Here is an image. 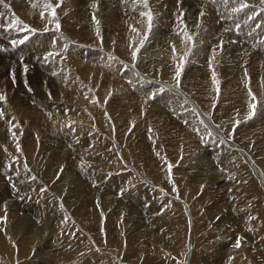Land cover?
<instances>
[{
    "label": "rangeland",
    "instance_id": "rangeland-1",
    "mask_svg": "<svg viewBox=\"0 0 264 264\" xmlns=\"http://www.w3.org/2000/svg\"><path fill=\"white\" fill-rule=\"evenodd\" d=\"M87 1H88V4L90 5L88 7L89 13L88 11L85 13L84 12L82 13L83 9H80L76 13L77 16H75V18L77 17L76 20L79 21V22L77 21V23H74L76 27L73 25L71 27L60 26L59 30H56L55 28V33H56L55 35L53 33L54 30H51V31L47 30L45 31V33H44L45 29L43 31H40L39 33L44 34L42 38L44 40L43 42L45 43L42 42L44 45L40 43L42 46L40 45L39 49H41L40 47H42V49L46 47L45 49H48V50L41 52L42 49L39 51V49L37 48V50L34 51L37 54L34 53V55H32L31 57L26 56L25 58V56L24 57L22 56L24 55L23 53L20 54L21 52L19 48L22 47L23 45L22 43H19L20 40L18 41V39H16L17 37H15L16 35L15 32L17 30L9 31V29L5 27L3 28V26H0V90H2V92L0 91V94H1L0 96L5 97V100H0V102L2 103L1 104L2 109L0 108V110L3 111L4 115L14 109L16 112L18 110L20 112L21 110L25 111L27 114V116L25 115V117H28V120H29V122L24 126V128L26 127V129L23 130V133L22 134L20 132L18 134L16 133V136L19 138L18 143L16 141L15 142L16 144L13 142L9 144L7 142L6 137L0 136V141H1L0 142V208L2 209L0 210V221H1L0 227L2 228V229L0 228V230L4 232V234H2V231H0L1 232L0 240L2 242L0 244V264H6V263L7 264H32L33 261L35 264L37 263L38 264H154V263H151L149 258L151 257L154 259L156 257L155 255H157V257L161 255V257L165 258V262L163 264H168V263L185 264V262L187 261V256H186L187 254H186L185 246L186 245L187 247L189 246V244L188 243L186 244L185 241L186 239L187 241L195 240L194 241V244H195L197 243L196 237L204 238L206 240H211V241H208L207 246H210L212 243L213 247L211 248V250L209 249L207 252L212 253L214 251V253L211 255H207V254L205 255V252L201 251L202 250L201 247H196L197 251H201V252L194 251L195 256L197 255V257L195 256L193 257L194 259L196 258L195 260L191 259L192 264H226V261L230 259L231 255L225 254L223 257H221L218 253L219 249H218L217 242L214 240L213 237H210V232L214 229L215 224H218L221 229L229 231L230 236L229 238H227L228 241L234 240L237 242L238 240L236 238L237 234L235 233L236 231L239 232L237 230L238 228L236 227L238 226L244 229L245 231H247L245 232L243 230V232H239L242 235V238L244 240H245L244 233H248L247 236L249 237H251L250 233H256L255 236L263 244L262 234L264 233V224H263L264 219L261 216V212L264 211V41H261V40H264V33H263L264 26H258L259 29L253 26L247 27L246 26L247 24L243 25L242 21L247 20L249 16L253 17L257 21L261 20L262 18L264 19V14H263L264 13V2H260V0H248L247 5H249L253 9L244 10V12L239 11L240 13L232 11L234 8H236V5L234 7L230 6L231 7L229 8L230 10L228 8L224 9L223 7L217 10L216 8L214 9L212 7L211 9L207 10V7H204V5L201 4L202 5L201 10H202V13L203 11L204 13L203 15H200V14L198 15V13L196 12L192 13V12H186L180 9H173L171 8L172 5L170 3L164 4L162 6L163 9L162 8L159 9L158 4L160 2L163 3L164 0H151V2L157 1V3L154 4L156 5L154 7L155 9L153 8L151 11V12L154 11L152 13L151 27H149V21L146 16L145 17L146 22H147L146 26L136 25V28H138V30L139 29H142V30H140V34L137 37H135L133 36V34L131 35L132 33L131 28L127 27L128 25H124V26L122 25V22L123 23L124 21L126 22L128 15H127V11L125 10V7L121 8L117 4L120 0H115V1L113 0H87ZM195 1L196 2L201 1L203 3L206 2V0H195ZM179 2L183 3L184 0H176V3H179ZM111 4L113 6H111ZM2 5L4 6L6 4L3 3ZM116 5L117 7H115ZM166 5L170 7L167 9L165 8ZM7 8L8 7H6V9ZM109 8H111L110 10H112L111 11L112 13L109 12ZM261 10L263 11L261 12ZM31 11H34V10L30 9L28 11L30 14H28L27 12L26 14L27 16L25 15L26 19L27 18L29 19L35 13V11L34 12H31ZM228 11H230L231 14H229ZM121 12H122V15H121ZM245 12H246V15H245ZM217 13H220L219 16ZM241 13L243 14L241 15ZM253 13L260 16L259 19H258V16L254 15ZM90 14L93 16L91 17ZM243 15L245 17H243ZM84 16L88 18L86 19ZM109 16L111 18H109ZM142 16H145V15H142ZM207 16L209 17L210 21L207 19L208 21L205 22L206 20H203V18H207ZM233 16L235 19H233ZM238 16L239 18L241 17L240 18L241 23L239 21ZM58 17H60L61 19L66 18L64 13H62V17L59 15ZM93 17L94 19H92ZM129 17L132 18L133 16L129 15ZM176 17L177 18L179 17L180 19L179 18L177 19ZM89 18H91L92 20ZM195 18H196V21H195ZM236 18H237V21H236ZM182 19L184 22L182 21ZM225 19H228V20L226 21ZM228 21L229 22L232 21L233 24L229 23ZM104 22L106 26L103 25ZM225 22L227 24H225ZM161 23L163 25H161ZM212 23L215 25H212ZM135 24H137L136 21H135ZM172 24L173 26H170ZM209 24L210 26H208ZM230 24H232L233 27H231ZM235 24L237 25L240 24L239 28H237V25ZM20 25L22 24H19V26ZM109 25L113 29H111ZM199 26H201L202 28L200 27L201 28L200 29ZM243 26H246V28L245 27L243 28ZM114 27L117 29H115ZM51 28L53 29L54 27H51ZM81 28L83 29L85 33L81 30ZM104 28L106 29L104 30ZM223 28L229 29V31H225V30L223 31ZM237 29L238 30L242 29L238 33L240 34L242 31L244 35L242 33H241L242 35H239L236 32L238 31ZM251 29H252V32L250 31ZM200 30H202L203 32H201ZM204 30L206 32H204ZM86 31L91 36L87 35L88 33ZM96 31L98 32L96 33ZM126 31H129L130 34ZM176 31L179 34H177ZM248 31L251 33H248ZM26 32L29 33V31H26ZM195 32L200 33L198 36H202L201 37L202 39L201 38L198 39L199 37L196 36ZM253 32L256 35L253 34ZM259 32L263 34L261 35L262 37H260ZM20 33L23 34L24 31L21 30ZM66 33L68 35H66ZM5 34H9V36H5ZM170 35H173V36H170ZM179 35L184 39H182ZM189 35L192 37V40L187 39V36ZM206 35H207V38H205ZM214 35L218 38H216ZM250 35H253V38ZM86 36L89 39V41H91L90 44L93 45L91 47V51L93 53H87V54L84 53L86 52V49H87V43H89L87 39H85ZM12 37H14L13 38L14 40L12 39ZM69 37L72 38L73 44L71 42V38ZM248 37L249 38L251 37V39H249ZM36 38L37 37L33 36L32 39L29 41V44L27 45H30L34 47V49H36L35 47L37 46ZM45 38L48 40H45ZM50 38L52 39V43L50 41L51 40ZM53 38L56 40H53ZM92 38H95V39L92 40ZM99 38H101V40ZM80 39H84V40L80 41ZM15 40L17 43L13 45L12 42ZM132 40L133 41L135 40L134 42L136 44L134 42L132 43ZM183 40H185V44L182 43ZM257 40L261 43V45L258 44L259 42ZM57 41L59 43H57ZM141 41H143L142 45L140 43ZM192 41L193 42L195 41V42L193 43ZM221 41H223L222 47H220ZM81 42H83V44L85 43L86 44L83 45ZM94 42L96 44H93ZM100 42L103 46L101 47V49H100V45L98 46V43L100 44ZM169 43L171 46L169 45ZM75 44L78 46V48L77 46L75 47ZM64 45L65 47H67L68 50L64 51L65 50L63 49ZM94 45H97L98 47ZM173 45L175 46V52H173ZM198 45H200V47ZM216 45H218L219 47H217ZM160 46L162 47L160 48ZM206 46L208 49L206 48ZM243 46L244 48L246 47L245 50L243 49ZM251 46L253 47V49ZM132 47L135 49H133ZM195 47L198 50L199 49L200 50L195 51ZM137 48L139 49V52H137V57H136L137 59H133L132 52L135 51ZM147 48L150 50H148ZM204 48L206 49L204 50ZM249 48H250V51H249ZM145 49H147L149 53ZM215 49L218 51H216ZM58 50L60 51L58 52ZM122 50H124V52ZM206 50L208 51L206 52ZM140 51H143V52H140ZM150 51L152 52V55ZM189 51L190 52L192 51L191 52L192 55L190 54ZM47 52L48 53L51 52L53 53V55L50 57H48L49 55L45 56ZM62 52H64L65 54ZM162 52H164L163 55H162ZM186 52L188 53V55L184 57ZM56 53H59V55H56ZM102 53L104 54L102 55ZM251 53H253L252 56L250 55ZM27 54H29V52ZM105 54L108 55V57L111 58L113 61L115 59V62H112V60L106 57ZM244 54L245 55L247 54V56H244ZM153 55L155 57H153ZM207 55H211V56H207ZM219 55H221L223 59H221L222 57L221 56L219 57ZM78 56L79 57L83 56L81 57L83 59L79 58ZM196 56L199 59H197ZM243 56L245 57V62H244ZM249 56L251 57L249 58ZM52 57L53 59L55 58V60H53ZM66 57H69L71 59L68 60ZM72 57L74 58V60ZM76 57L78 59L77 62L80 64L79 66H77L78 63L76 62V59H75ZM94 57H99V59L98 58L96 59ZM173 57H175L176 60ZM211 57H213V60H211L212 59ZM106 58L109 59V61ZM182 58L184 60V65H183V69L181 71L180 77L177 78L175 76V73L177 71L176 65L180 63ZM208 58H211V59H208ZM130 59H133V60H130ZM189 59H192V60L190 61ZM193 59L195 60L194 63H192ZM80 60H82V62L85 61L83 62L84 64L80 62ZM96 60H97V63H94ZM98 60H100L102 67H100V62ZM238 60L240 61V64ZM37 61L40 62V65L37 64L39 63ZM168 61L171 62V64ZM56 62L60 64L61 69ZM102 62L103 63L107 62V63L105 65V64H102ZM199 62H202V63H199ZM55 63L57 64L56 66L54 65ZM93 63L96 65H94ZM215 63L218 64L219 66L216 65ZM69 64L71 65L68 66ZM110 64H113V65H110ZM45 65L47 66L48 69L43 68V67H46ZM82 65L85 67H88V69L83 67ZM50 66H53V67L50 68ZM54 66L56 68H54ZM81 66L83 67V70ZM221 66H222V68H220L221 70L217 69ZM140 67H142L143 69H141ZM210 67H212L213 69L215 68L216 69L213 70ZM208 68H210V70H208ZM185 69H187V71ZM80 70L86 71L85 73L87 75L90 74L92 78L90 75L87 76L85 75V73L83 74V72L82 73L79 72ZM109 70L114 71V73L109 72ZM131 70L134 71V73ZM216 70L218 71L215 72ZM122 71L124 74L122 73ZM172 71H175V72L173 73ZM209 73L212 75H215V81L214 79H212L213 76L210 75ZM89 76L90 78H87ZM116 76H118V78ZM59 77L61 79H59ZM126 77H127V80L129 79V85L127 84L128 81L126 80ZM139 77L141 78L139 79L141 82L138 80ZM64 78L66 79V81ZM130 78H133V79L130 80ZM110 79L113 81H111ZM61 80H64V81H61ZM117 80L121 81L120 84ZM124 80H126V82ZM148 80L150 82H148ZM177 80H179L178 86H177ZM122 81H124L125 83ZM138 81L140 84L136 83ZM144 81H147L148 83ZM130 82H133V83L131 84ZM74 83L80 88L75 86ZM123 84H125L126 87ZM96 85H99V86H96ZM107 85L109 86L107 87ZM74 86L76 87V89ZM110 86H112L114 90ZM172 86H174V88ZM124 87L125 88L128 87L129 89L127 90L129 91H127ZM157 87L159 88L163 87L166 90L160 93L158 92ZM106 88H108V90L111 88L112 91H110L107 94L106 92H108V90ZM116 88L119 90V92H117ZM178 88L181 90H179ZM79 89L81 90L83 89V91H80ZM140 89L141 91H139ZM153 89L156 90L157 92L154 91ZM168 89H170L169 93H168ZM172 89H174V91L176 89L177 92L176 91L174 92ZM88 90H89V93H88ZM136 90L138 91L136 92ZM78 91L81 93H79ZM98 91L100 92V94ZM113 91H115V93ZM120 91L122 92L126 91V92L123 93L124 95H122ZM130 91L132 92L131 96L129 93ZM152 91L156 92L157 96L155 97V99H148L149 95L153 93ZM76 92L77 94L79 93L81 97L78 96L79 94L77 95ZM2 93H5V94H2ZM74 93L76 94V96L74 95ZM117 93H118V96H116ZM176 93H177V96L179 94L178 97L175 95ZM183 94L186 96H184ZM253 95L255 96V100H253ZM101 96H103V98ZM173 96L176 98H174ZM117 97H123V99L117 98ZM168 97L171 100H167L169 99ZM179 97L181 98L182 101H183L182 97H184L183 108H181L182 101L180 100ZM157 98L159 101L162 98L161 101L163 103L161 101H160L161 103L158 102ZM238 100L240 101V103ZM125 102H127L128 104L132 103V107L128 106L129 110L127 109V106L125 105ZM5 103L7 104L5 105ZM253 103L256 104V107L254 109V115L252 114L253 109L251 108V105ZM88 104L90 106H88ZM109 104H111L112 106L110 105L111 107L106 109L107 108L106 106H109ZM161 104L163 107L161 106ZM185 104L190 105V106L187 107V105ZM20 105L25 110H23L22 108H19L21 107ZM136 106H137V109L135 108ZM173 107H175L176 109ZM78 108H80V110H78ZM54 109L56 110L54 111ZM71 110L75 111V115H73L74 113H72ZM175 113L177 116H175ZM81 115L83 117H81ZM193 115H195L196 117L200 116L198 117L199 120L196 117L193 118ZM60 116L63 117L62 120L60 119L61 118ZM68 116L70 118L72 117L71 120H69L70 118ZM14 117L17 120L19 119L17 114H14ZM153 118L156 120L154 121ZM48 119H51L52 122H50L51 120L49 121ZM75 120L79 121L80 123L79 122L78 123L83 126H80L79 124H77ZM65 121L66 123H64ZM72 121H75V122H72ZM151 121L152 122L154 121L155 123L153 122V124H151L152 123ZM55 122H57V124ZM74 123L75 125H73ZM33 124L34 126H32ZM86 124H88L89 126L87 125L88 126L87 127ZM193 125L194 126L198 125L200 128L199 129L200 131L198 132L197 126L193 127ZM201 125L203 127H201ZM149 126H151V128ZM191 126L193 127L192 129H190ZM77 127H79L80 130L83 129L82 127H85V129H83V131H80V130L78 131ZM154 129L158 131L156 130L154 131ZM67 131H69L68 132L69 137L67 133H65ZM153 131L155 133L157 132V134H155ZM76 132L77 133L84 132L82 133L81 135L82 137L80 139L84 137L82 139L83 144H85L84 142H87L89 140L87 142L88 144H85V145H88L89 147L94 148V146L97 145L99 148L95 146L96 152L88 151L85 148V146H83L82 148H76L78 152L76 150L73 151V149L71 148L73 144L71 145V143L74 138L78 137V134ZM148 133H151L150 135H153V137L150 138V136H148ZM29 134H32V135L29 136ZM158 135L160 136V138ZM243 136L245 137V139ZM80 139H77V140H80ZM136 139L139 141H137ZM97 142H99V144H96ZM103 142H106L107 144ZM92 143L94 146L92 145ZM52 147H55L56 150L55 149L54 150L57 153L60 151V153H58L55 157H57L61 153L67 152L66 155L64 153L65 155V156L63 155L64 158H61L60 160L57 158V160L61 161L60 162L61 165L59 163H55V158H52L53 163H55V164H52L51 159H48L45 157L46 154L49 155L50 150L48 152V149H53ZM221 147L224 150H221ZM61 149L63 152L61 151ZM16 150L18 153L16 152ZM229 155L230 156L232 155V157H230ZM12 156H15V157H12ZM32 156L34 157L41 156L40 158L44 162L43 166L45 167L43 169V173L41 170L42 169L41 165L35 159L32 163L28 159V158H32ZM211 157L213 159H211ZM222 157L224 159H222ZM215 158L217 159V163L218 164L220 163L219 165L217 163L216 164L214 163L216 161L214 160ZM47 159L49 163L47 162ZM14 160H17V162L15 161V164H14ZM219 160H222L224 163ZM225 160L228 162H225ZM225 163H226V167H225ZM169 166H171V172L169 171ZM233 166L235 168L229 169L230 167H233ZM220 167H221L220 172L212 173L213 171L212 169H216L217 171H219L218 168ZM209 169L210 171H208ZM226 169H228V171L225 173H222V171ZM250 171L252 172L255 171L254 172L255 176L259 174L260 176V177L258 176L259 181L263 183V187H262L263 189H261L257 185L255 178L252 180V175ZM181 172L182 173L185 172V173L182 174ZM228 172L233 173L235 176H237L236 178H234L235 183H233L231 179H228L227 177ZM243 174L247 181V188L244 185ZM33 177H35V179H33ZM20 178H22L23 183L26 185L21 184L20 187L19 185L17 186L16 181H18L19 183L21 181V180L19 181ZM25 179L26 180L28 179V180L26 181ZM77 182L80 183V185H84V187L86 186L85 189L84 187H82L84 190L82 191L83 192L82 198L87 200V201L86 200L84 201V204H82L83 201L81 199H76V198L73 199L71 195L61 194V193L60 195L63 197H60V195H58L59 193H57V192H60L58 191L59 190L58 187L69 186L70 188H75ZM215 182L218 184H216ZM188 183L191 186V188L195 191V192H192L195 194L192 195L191 198L194 199V201L196 200V204H199V205H195V204H192L191 202H188L189 198L187 197L188 196L187 193L190 191ZM203 183H206V184H203ZM37 184L39 185L40 188L38 187ZM30 185H34V186L31 187ZM218 185L220 187L222 186L221 190H219L220 187ZM235 185L236 186L238 185V186L235 187ZM128 187L130 190L128 189ZM208 187L210 188L208 189ZM31 188L37 189L39 190V192L43 191L42 193L46 192L45 194H48L47 198L52 196V198L51 199L49 198V199L52 202L54 201V203L57 201V204L55 203V205L57 206H58V203L60 204L61 200H62L61 203L63 202L61 205L58 206V208H55L54 212L56 213L51 212L50 214L51 218H52V213L55 215L53 216L55 218L51 219L49 218L50 217L49 215L48 217L49 225L47 223L45 228L40 229V231L38 232L40 236L37 235L38 233L34 234L33 230L27 231L26 229H23L21 226L24 224V221H27V223H30L33 226H38L40 219H41V214L38 213V209L42 207L46 209L47 211H50V209H52L53 207L46 205L47 202H49L48 200L45 201V203L42 205L41 203L39 205L36 202L30 203L28 201L29 202L28 203L27 200L24 199L25 198L24 190L26 189L31 190ZM54 188H55V191H54ZM88 189L90 190V192L95 191L97 196L98 194H102V199H99V200H103L104 203L106 202L105 204L108 205V207L105 205L107 209L103 205V201L98 200V197H96L95 199V197L90 198L91 197L90 196L88 200L87 194L88 195L90 194L89 192H87ZM18 191L21 192V195L20 193L18 195ZM118 191L120 192L118 193ZM233 191H234V194H232ZM239 192H241V194ZM196 194H200V195H196ZM228 194H231V196L234 195L235 198H233L232 200L234 202H236L237 200V204H234L232 200H231L232 204H229L227 200L219 198L220 196L221 197L226 196L227 198H229L227 196ZM195 195L197 196L196 199H195ZM38 198L39 197H37V200H39ZM99 198H101V195H99ZM198 198H201V200L205 198L206 200L203 201L204 200L203 199L202 202L199 203L197 201ZM91 199L94 200V203ZM171 202L172 203L174 202L173 205ZM98 203L101 205H99ZM84 205H86V207ZM159 205H160V209H162L161 207H164L163 208L164 210L170 209L168 211L172 215L173 213L176 212L175 218L177 220H180L182 222L186 221L184 222V225L187 228H184V227H183L184 229L182 228L184 230L182 234L183 235L182 237H184L183 238L184 242L181 246L179 245L176 246L175 244H173V247L165 246V244L171 245L172 239H170L171 237H167V236L166 238H164V234H161V231L159 235L156 237H153L154 234H152L149 231H148L149 234L147 233L148 226L146 223V220H147L146 215L150 214L151 217H153L154 216L153 208ZM75 206H77L76 207L77 211H79L81 214L85 212L83 213L82 217H77L76 215H74L76 213ZM179 206H182V207H179ZM193 206L194 208L192 211L191 207ZM89 207H91V209L94 208L97 210L99 207L100 208L99 210H101V208L102 210L101 211L96 210L97 214L99 213L97 215L95 210L93 209L94 212L91 214L92 210ZM170 207H173V208H170ZM218 207L220 208L221 213L218 215H214V213L218 212L217 211ZM59 208H63L64 212H62L61 209ZM236 209L237 211L238 210L239 211L236 212L235 211ZM90 210L91 212H89ZM181 210L184 213V215H186V217L188 216L187 218L183 216V213H180ZM188 211L190 212L191 215L193 214V212L194 214L196 212L201 213L199 216V220H196L195 222V225L201 224V229H199V231L197 232L193 230V236H191L192 234L191 229L193 226L189 219L190 214L189 213L188 215L185 214ZM242 211H244L245 215L244 213L242 215ZM57 213L63 214V215L60 214L62 215L61 219H60V215H58ZM80 213L78 214V216L81 215ZM64 217L65 219L63 220ZM195 217H196V214H195ZM245 218L246 220H249L248 224L243 223ZM238 219H241L243 222ZM6 220H7V223H5ZM12 220L18 223L17 224L18 227H16L17 229L11 225L13 223ZM227 220H230V223L235 225L233 226L234 227L233 229L235 231H232L227 228L230 225V223L225 224V221ZM9 221L11 224L9 223ZM28 221H31V222H28ZM6 225L8 227H6ZM190 225H191V229H190ZM19 227L22 230L19 229ZM158 230L159 229H154V231L156 232H159ZM160 230H162V227ZM179 230L180 229L177 228V231ZM24 231L26 232L24 233ZM194 232L196 234H194ZM217 236L216 237L218 239H222V237L219 234ZM252 237H254V235H252ZM149 247L152 250L156 249L158 251L152 252L150 253V255L146 254L145 251ZM245 248L248 250L246 246ZM192 249L194 248L191 247L189 249L188 247V250L192 251ZM57 251L63 252V254L60 253V255H63L64 257L58 260H55L54 257H57L56 255V253H58ZM248 252L249 254H251L249 250ZM7 253L10 254V257H9V254ZM260 253H261V250L259 246L258 255ZM145 255H147L146 259H145ZM253 256L251 254L253 264H255V262L256 264H264V257L263 259H260L255 254ZM171 261L173 263H171ZM199 261H201V263Z\"/></svg>",
    "mask_w": 264,
    "mask_h": 264
},
{
    "label": "bare ground",
    "instance_id": "bare-ground-1",
    "mask_svg": "<svg viewBox=\"0 0 264 264\" xmlns=\"http://www.w3.org/2000/svg\"><path fill=\"white\" fill-rule=\"evenodd\" d=\"M113 1H115V0H113ZM151 0H148V7L147 8H145V6L143 5V3H142V0H120L117 4L121 7V8H124L125 7V10L127 11V15H128V17H127V20H126V22L124 21V23L122 22V25L124 26V25H128L127 27H129V28H131V35L133 34V36H135V37H137L139 34H140V30H142V29H139L138 30V28H136V25H143V26H146V24H147V22H146V16H142V13H144V12H147V10L148 9H150L151 11H152V9L156 6V5H154V4H156L157 3V1L156 2H151ZM260 2H264V0H260ZM3 3L4 4H6V5H8V8L6 9V7H4L2 4H0V26H3V28L5 27V28H7V29H9L8 28V25L10 24V23H12V24H15V27H13V28H11V29H9V31H14V30H17L16 32H18V33H16L15 32V37H17L16 39H18V41L19 40H23L24 39V37L25 36H28V39L27 40H25V42L26 43H22V47H20L19 48V50H20V54H24V55H22L23 57L25 56V58H26V56L28 57V56H32V55H34V53H36V52H34L35 50H37V48L39 49V46L41 45L40 43H42L44 40H43V36H44V34H42V33H39L40 31H43L44 29H48L49 31H51V30H54V35L56 34L55 33V28H56V23H55V21L53 20V18H52V16H51V9L50 8H48L47 6H45V5H47L48 3H51L54 7H55V11H56V15H57V18H58V21H59V24H60V26H68V27H71L72 25L73 26H75L74 25V23H77V21L78 20H76V18H75V16H77L76 15V13L80 10V9H83V11H82V13L84 12H87L88 10H89V4H88V1L87 0H3ZM166 3H170L172 6H171V8H173V9H180V10H183V11H186V12H196V13H198V15L200 14L201 15V13H202V5L201 4H203L204 5V7H207V10H209V9H211L212 7L215 9L216 8V10L217 9H221L222 7L225 9V8H231V7H234L235 5H236V8H239L240 7V5H241V3H244V4H247L248 3V0H227V2L225 3V0H206V2H196L195 0H187V1H185L184 0V2L183 3H181V2H179V3H176V0H164V2L162 3V2H160L157 6H158V8L159 9H161L162 8V6L164 5V4H166ZM154 5V6H153ZM93 6V5H92ZM91 6V7H92ZM108 6V5H107ZM111 6H113L112 4H111ZM231 6V7H230ZM115 7H117V5L115 6ZM170 7V6H169ZM167 5L165 6V8H169ZM93 8V7H92ZM92 8H91V10H92ZM95 8V7H94ZM34 10L35 11V13L28 19H26L25 17L27 16L26 14H27V12L29 11V10ZM111 8H109V12H111L112 10H110ZM155 9V8H154ZM163 9V8H162ZM253 8L252 7H250L249 5H248V7L247 8H244V9H242L241 10V12L243 11L244 12V10H252ZM108 10V9H107ZM206 10V9H205ZM230 10V9H229ZM34 11H31V12H34ZM61 11V12H60ZM174 11V10H173ZM219 11V10H218ZM221 11V10H220ZM254 11H255V9H254ZM263 10H261V12H262ZM61 13V14H59V13ZM81 12V11H80ZM154 12V11H153ZM153 12H151V13H153ZM165 12V11H164ZM177 12V11H176ZM176 12H175V14H176ZM222 12V11H221ZM225 12V11H224ZM251 12V11H250ZM41 13H43V17L41 16ZM62 13H64V15H65V19H61L60 17H58V15L59 16H61L62 17ZM81 13V14H82ZM88 13H89V11H88ZM112 13V12H111ZM167 13V12H166ZM180 13V12H179ZM203 13H204V11H203ZM211 13V12H210ZM212 13H214V12H212ZM226 13H227V11H226ZM228 13L229 14H231V12L230 11H228ZM240 13V12H239ZM247 13H249V12H247ZM28 14H30L29 12H28ZM32 14V13H31ZM79 14V13H78ZM98 14V13H97ZM183 14V13H182ZM184 14H186V13H184ZM208 14V13H207ZM216 14V13H215ZM218 14V16H219V14L220 13H217ZM234 14V13H233ZM243 13H241V15H242ZM254 14V13H253ZM264 14V13H263ZM26 15V16H25ZM80 15V14H79ZM84 15H86V14H84ZM121 15H122V12H121ZM129 15L130 16H133L132 18L131 17H129ZM191 15V14H190ZM194 15V14H193ZM209 15V14H208ZM221 15H222V13H221ZM226 15V14H225ZM245 15H246V12H245ZM254 15H257V14H254ZM88 16V15H87ZM90 16L92 17L93 15H91L90 14ZM115 16V15H114ZM119 16V15H118ZM138 16H140V17H138ZM159 16V15H158ZM170 16V15H169ZM210 16V15H209ZM213 16H215V15H213ZM230 16H232V15H230ZM235 16V15H234ZM234 16H233V19H235L234 18ZM248 16V15H247ZM252 16V15H251ZM258 16V15H257ZM85 17V16H84ZM95 17V16H94ZM94 17L92 18V19H94ZM100 17V16H99ZM172 17V16H171ZM184 17V16H183ZM199 17V16H198ZM229 17V16H228ZM237 17V16H236ZM243 17H245L244 15H243ZM259 17L260 16H258V19H259ZM82 18H83V16H82ZM86 18V17H85ZM88 18V17H87ZM86 18V19H87ZM109 18H111L110 16H109ZM122 18V17H121ZM177 18V17H176ZM179 18V17H178ZM177 18V19H178ZM197 18V17H196ZM196 18H195V21H196ZM201 18V17H200ZM203 18V17H202ZM215 18V17H214ZM225 18V17H224ZM227 18V17H226ZM230 18V17H229ZM228 18V19H229ZM238 18H239V16H238ZM241 18V17H240ZM240 18H239V21H240V23H241V20H240ZM256 18V17H255ZM89 19H91V18H89ZM91 19V20H92ZM96 19V18H95ZM113 19H115V18H113ZM180 19V18H179ZM191 19V18H190ZM193 19V18H192ZM209 20V17L207 16V18H203V20H206L205 22H207L208 20ZM228 19H225L226 21L228 20ZM80 20V19H79ZM91 20H90V22H91ZM97 20V19H96ZM169 20V19H168ZM172 20H174V19H172ZM187 20V19H186ZM212 20H214V19H212ZM219 20V19H218ZM222 20V19H221ZM17 21H20V23H17ZM49 21H52L51 23L49 22ZM93 21H95V20H93ZM107 21V20H106ZM119 21V20H118ZM121 21V20H120ZM122 21H123V19H122ZM135 21L137 22V24H135ZM174 21H176V20H174ZM178 21V20H177ZM180 21V20H179ZM182 21H183V19H182ZM210 21V20H209ZM223 21V20H222ZM235 21V20H234ZM233 21V22H234ZM236 21H237V18H236ZM79 22V21H78ZM81 22H83V21H81ZM110 22V21H109ZM108 22V23H109ZM115 22V21H114ZM184 22V21H183ZM205 22H204V24H205ZM214 22V21H213ZM217 22V21H216ZM219 22V21H218ZM229 22V21H228ZM243 22V25L244 24H247L246 26L247 27H249V26H253V27H257L258 29H259V27L258 26H264V19L262 18L261 20H256V19H254L253 17H250L249 16V18L247 19V20H245V21H242ZM86 23V22H85ZM88 23V22H87ZM116 23V22H115ZM118 23V22H117ZM120 23V22H119ZM174 23V22H173ZM177 23V22H176ZM187 23V22H186ZM197 23V22H196ZM229 23H232V21L231 22H229ZM239 23V22H238ZM19 24H22V25H20L19 26ZM94 24V23H93ZM107 24V23H106ZM165 24V23H164ZM195 24V23H194ZM200 24V23H199ZM207 24V23H206ZM225 24H227L226 22H225ZM233 24V23H232ZM232 24H230V26L231 27H233L232 26ZM98 25V24H97ZM103 25H105V22H104V24ZM161 25H163L162 23H161ZM175 25V24H174ZM183 25V24H182ZM212 25H215V24H213L212 23ZM218 25V24H217ZM235 25H237V24H235ZM240 25V24H239ZM79 26H81V25H79ZM90 26V25H89ZM94 26V25H93ZM106 26V25H105ZM110 26V25H109ZM159 26V25H158ZM170 26H173V24L172 25H170ZM176 26V25H175ZM207 26V25H206ZM208 26H210V24L208 25ZM225 26V25H224ZM228 26V25H227ZM246 26H243V28L245 27L246 28ZM19 27V28H18ZM51 27H54L53 29L51 28ZM76 27V26H75ZM86 27H88V26H86ZM92 27V26H91ZM101 27V26H100ZM111 27V26H110ZM120 27H122V26H120ZM119 27V28H120ZM126 27V26H125ZM156 27V26H155ZM194 27H196V26H194ZM201 26H199V28H200ZM205 27V26H204ZM214 27V26H213ZM220 27V26H219ZM235 27V26H234ZM22 28H24L25 30H23L24 31V33L23 34H21L20 32H21V29ZM73 28V27H72ZM84 28V27H83ZM93 28V27H92ZM91 28V29H92ZM115 28V27H114ZM171 28V27H170ZM202 28V27H201ZM200 28V29H201ZM206 28V27H205ZM225 28V27H224ZM223 28V31L225 30ZM252 28V27H251ZM20 29V30H19ZM32 29H35L36 31L35 32H33L32 31ZM76 29H78V28H76ZM85 29V28H84ZM106 28H104V30H105ZM111 29H113L112 27H111ZM115 29H117V28H115ZM122 29V28H121ZM175 29V28H174ZM179 29V28H178ZM204 29V28H203ZM208 29V28H207ZM235 29V28H234ZM258 29H257V31H258ZM64 30V29H63ZM81 30L83 31V29L81 28ZM86 30V29H85ZM94 30V29H93ZM96 30V29H95ZM98 30V29H97ZM103 30V31H104ZM124 30V29H123ZM122 30V31H123ZM129 30V29H128ZM214 30V29H213ZM219 30V29H218ZM238 30V29H237ZM240 30H242V29H239L238 31H236L237 33L240 31ZM246 30H248V29H246ZM253 30H255V29H253ZM262 30V29H261ZM26 31H29V33H27ZM164 31H166V30H164ZM170 31V30H169ZM201 32H203L202 30H200ZM210 31V30H209ZM216 31V30H215ZM234 31V30H233ZM251 32H252V29L250 30ZM63 32V31H62ZM76 32H78V31H76ZM84 32V31H83ZM87 32V31H86ZM95 32V31H94ZM98 31H96V33H97ZM120 32V31H119ZM126 32H128L129 33V31H126ZM142 32V31H141ZM177 32V31H176ZM181 32V31H180ZM204 32H206L205 30H204ZM251 32H249L248 31V33H251ZM262 32V31H261ZM44 33H45V30H44ZM64 33V32H63ZM71 33V32H70ZM74 33V32H73ZM85 33V32H84ZM88 33V32H87ZM91 33V32H90ZM124 33V32H123ZM160 33H161V31H160ZM165 33V32H164ZM169 33V32H168ZM172 33V32H171ZM196 33V36H198L200 33H197V32H195ZM221 33V32H220ZM231 33V32H230ZM241 33H242V31H241ZM239 34V35H242V34ZM246 33V32H245ZM260 33V32H259ZM264 33V32H263ZM2 34V33H1ZM3 34H4V32H3ZM47 34V33H46ZM50 34V33H49ZM112 34V33H111ZM126 34V33H125ZM130 34V33H129ZM142 34V33H141ZM152 34V33H151ZM173 34H174V32H173ZM177 34H179L178 32H177ZM207 34V33H206ZM215 34V33H214ZM218 34V33H217ZM253 34H255L254 32H253ZM12 35V34H11ZM10 35V36H11ZM53 35V36H54ZM66 35H68L67 33H66ZM87 35H90L89 33L87 34ZM100 35V34H99ZM114 35V34H113ZM112 35V36H113ZM130 35V36H131ZM159 35H161V34H159ZM168 35V34H167ZM167 35H165V36H167ZM181 35V34H180ZM179 35V36H180ZM182 35H184V34H182ZM208 35V34H207ZM207 35H206V37L205 38H207ZM232 35V34H231ZM244 35V34H243ZM256 35V34H255ZM261 35H263V34H261L260 33V37H262ZM5 36H9V34H5ZM4 36V37H5ZM13 36V35H12ZM33 36H35V37H37L36 38V45L37 46H35L36 47V49H34V47H32V46H30V45H27V44H29V41L32 39V37ZM61 36V35H60ZM59 36V37H60ZM71 36H72V34H71ZM91 36V35H90ZM92 36H94V35H92ZM110 36V35H109ZM115 36V35H114ZM154 36V35H153ZM170 36H173V35H170ZM178 36V35H177ZM203 36H204V34H203ZM209 36V35H208ZM215 36V35H214ZM220 36V35H219ZM235 36V35H234ZM250 36H252V38H253V35H250ZM45 37H46V35H45ZM75 37V36H74ZM73 37V38H74ZM82 37V36H81ZM84 37V36H83ZM142 37V36H141ZM162 37V36H161ZM181 37V36H180ZM183 37H185V36H183ZM199 37V38H198ZM197 38L198 39H200L202 36H198ZM216 37V36H215ZM256 37V36H255ZM259 37V36H258ZM14 37H12V39H13ZM41 38H42V40H41ZM69 38H71V37H69ZM79 38V37H78ZM98 38V37H97ZM132 38H134V37H132ZM163 38V37H162ZM168 38H169V36H168ZM182 38V37H181ZM204 38V37H203ZM210 38H211V36H210ZM209 38V39H210ZM216 38H218V37H216ZM244 38V37H243ZM249 38V37H248ZM4 39V38H3ZM51 39V38H50ZM49 39V40H50ZM68 39V38H67ZM85 39H87V41L89 42V43H87V49H86V52H84V53H93L92 51H91V47L93 46V45H91L90 44V42L91 41H89V39L87 38V36H86V38ZM93 39H95V38H92V40ZM100 40H101V38H99ZM172 39H174V38H172ZM182 39H184V38H182ZM202 39V38H201ZM249 39H251V37L249 38ZM9 40H10V38H9ZM14 40V39H13ZM45 40H48V39H46L45 38ZM53 40H56V39H54L53 38ZM75 40V39H74ZM84 39H80V41H83ZM106 40V39H105ZM122 40V39H121ZM127 40H128V38H127ZM126 40V41H127ZM150 40V39H149ZM153 40H155V39H153ZM158 40V39H157ZM167 40V39H166ZM171 40V39H170ZM220 40V39H219ZM222 40V39H221ZM241 40V39H240ZM247 40V39H246ZM16 41V40H15ZM51 41V43H52V39L50 40ZM70 41V40H69ZM78 41V40H77ZM79 41V42H80ZM97 41H98V39H97ZM97 41H96V43H97ZM111 41H112V39H111ZM116 41V40H115ZM135 41V40H134ZM133 40H132V43L134 42ZM148 41V40H147ZM146 41V42H147ZM169 41V40H168ZM172 41V40H171ZM206 41V40H205ZM237 41V40H236ZM239 41V40H238ZM258 41V40H257ZM261 41H264V40H261ZM9 42V41H8ZM11 42V41H10ZM71 42H72V44H73V41H72V38H71ZM117 42V41H116ZM131 42V41H130ZM162 42V41H161ZM163 42H165V41H163ZM173 42V41H172ZM171 42V43H172ZM174 42H175V40H174ZM181 42V41H180ZM193 42V41H192ZM195 42V41H194ZM193 42V43H194ZM209 42H211V41H209ZM220 42V41H219ZM241 42V41H240ZM249 42V41H248ZM248 42H247V44H248ZM259 42V41H258ZM34 43V42H33ZM43 43H45V42H43ZM42 43V44H43ZM48 43V42H47ZM46 43V44H47ZM57 43H59L58 41H57ZM61 43V42H60ZM66 43V42H65ZM82 44H83V42H81ZM85 43V42H84ZM95 42L93 43V44H96ZM120 43H122V42H120ZM135 43V42H134ZM182 43L183 44H185V40H183L182 41ZM198 43V42H197ZM214 43V42H213ZM246 43V42H245ZM253 43V42H252ZM256 43V42H255ZM50 44V43H49ZM86 44V43H85ZM85 44H83V45H85ZM136 44V43H135ZM168 44V43H167ZM182 44V45H183ZM199 44V43H198ZM201 44H202V42H201ZM206 44V43H205ZM208 44V43H207ZM210 44V43H209ZM259 45H261V43L259 42L258 43ZM44 45V44H43ZM62 45V44H61ZM79 45V44H78ZM100 45V49H101V47H103L102 46V44H101V42H100V44L98 43V46ZM116 45V44H115ZM132 45V44H131ZM130 45V46H131ZM157 45V44H156ZM166 45V44H165ZM169 45H170V43H169ZM181 45V44H180ZM219 45V44H218ZM218 45H216L217 47H219ZM244 45V44H243ZM250 45V44H249ZM252 45V44H251ZM20 46V45H19ZM42 46V45H41ZM56 46V45H55ZM57 46H59V45H57ZM77 45L75 44V47H76ZM82 46V45H81ZM94 46H96V47H98L97 45H94ZM111 46H112V44H111ZM137 46H138V44H137ZM145 46H147V45H145ZM163 46V45H162ZM162 46H160V48L162 47ZM171 46V45H170ZM199 47H200V45H198ZM215 46V47H216ZM10 47H11V45H10ZM50 47V46H49ZM64 47H65V45H64ZM63 47V49H65L64 51H66V50H68L67 49V47H65L64 48ZM68 47H69V45H68ZM73 47V46H72ZM84 47V46H83ZM116 47V46H115ZM128 47V46H127ZM164 47V46H163ZM179 47V46H178ZM209 47V46H208ZM211 47V46H210ZM252 47V46H251ZM255 47V46H254ZM262 47V46H261ZM41 49H42V47H40ZM46 48V47H45ZM45 48H43L42 50L41 49H39V51L41 50V52L42 51H46V50H48V49H45ZM62 48V47H61ZM60 48V49H61ZM77 48H78V46H77ZM76 48V49H77ZM105 48V47H104ZM133 48V47H132ZM141 48V47H140ZM180 48V47H179ZM186 48H187V46H186ZM185 48V49H186ZM206 48H207V46H206ZM206 48H204V50L206 49ZM212 48V47H211ZM246 48V47H245ZM245 48H244V46H243V49L245 50ZM50 49H52V48H50ZM57 49V48H56ZM72 49V48H71ZM133 49H135V48H133ZM148 49V48H147ZM147 49H145V50H147ZM190 49V48H189ZM208 49V48H207ZM252 49H253V47H252ZM251 49V50H252ZM256 49V48H255ZM260 49V48H259ZM74 50V49H73ZM118 50V49H117ZM144 50V51H145ZM148 50H150V49H148ZM148 50H147V52H148ZM158 50V49H157ZM165 50V49H164ZM178 50V49H177ZM191 50V49H190ZM193 50V49H192ZM198 49L195 47V51H197ZM200 50V49H199ZM198 50V51H199ZM216 50V49H215ZM221 50V49H220ZM231 50V49H230ZM242 50V49H241ZM263 50V49H262ZM54 51V50H53ZM60 50H58V52H59ZM63 51V50H62ZM77 51V50H76ZM75 51V52H76ZM80 51V50H79ZM123 52H124V50H122ZM126 51V50H125ZM155 51V50H154ZM172 51V50H171ZM208 50H206V52H207ZM216 51H218V50H216ZM215 51V52H216ZM223 51V50H222ZM243 51V50H242ZM249 51H250V48H249ZM261 51V50H260ZM259 51V52H260ZM29 52V54H27ZM68 52V51H67ZM66 52V53H67ZM112 52V51H111ZM130 52V51H129ZM139 52V51H138ZM140 52H143V51H140ZM146 52V51H145ZM151 52V51H150ZM165 52V51H164ZM164 52H162V55H163V53ZM177 52V51H176ZM190 52V51H189ZM192 52V51H191ZM191 52H190V54H191ZM220 52V51H219ZM248 52V51H247ZM257 52V51H256ZM262 52V51H261ZM61 53V52H60ZM62 53H64V52H62ZM69 53V52H68ZM71 53V52H70ZM98 53V52H97ZM101 53V52H100ZM115 53V52H114ZM117 53V52H116ZM149 53V52H148ZM148 53H146V54H148ZM161 53V52H160ZM168 53V52H167ZM179 53V52H178ZM183 53V52H182ZM197 53V52H196ZM227 53V52H226ZM19 54V53H18ZM37 54V53H36ZM65 54V53H64ZM104 53H102V55H103ZM120 54V53H119ZM122 54V53H121ZM170 54V53H169ZM206 54V53H205ZM208 54V53H207ZM248 54V53H247ZM247 54L245 55L244 54V56H247ZM252 54L253 53H251L250 55L252 56ZM255 54V53H254ZM48 55V52H47V54L45 55V56H47ZM70 55V54H69ZM73 55V54H72ZM81 55H83V54H81ZM99 55V54H98ZM97 55V56H98ZM150 55V54H149ZM151 55H152V52H151ZM161 55V54H160ZM183 55V54H182ZM192 55V54H191ZM195 55H197V54H195ZM194 55V56H195ZM204 55V54H203ZM217 55V54H216ZM222 55V54H221ZM221 55H219V57L221 56ZM226 55V54H225ZM19 56H21V55H19ZM68 56V55H67ZM75 56H77V55H75ZM105 56L106 57H108V55H106L105 54ZM207 56H211V55H207ZM243 56V57H244ZM251 56H249V58L251 57ZM48 57H50V56H48ZM53 57H55V56H53ZM53 57H52V59H53ZM79 57V56H78ZM81 57H83V56H81ZM81 57H79V58H81ZM101 57V56H100ZM149 57V56H148ZM153 57H155L154 55H153ZM166 57H167V55H166ZM177 57V56H176ZM185 57V56H184ZM197 57V56H196ZM222 57V56H221ZM242 57V56H241ZM47 58V57H46ZM65 58V57H64ZM68 60L69 59H71V58H69V57H66ZM73 58V57H72ZM87 58V57H86ZM94 58H98L99 59V57H94ZM109 58V57H108ZM142 58V57H141ZM169 58V57H168ZM188 58V57H187ZM190 58H191V56H190ZM194 58V57H193ZM212 58V59H211ZM211 58H208V59H211V60H213V57H211ZM216 58V57H215ZM225 58H226V56H225ZM76 59V62H77V57L75 58ZM81 59H83V58H81ZM103 59H104V57H103ZM107 59V58H106ZM109 59H111V58H109ZM109 59H107L108 61H109ZM135 59H137V58H135ZM139 59V58H138ZM155 59V58H154ZM196 59V58H195ZM197 59H199L198 57H197ZM205 59H207V58H205ZM220 59V58H219ZM221 59H223V57L221 58ZM53 60H55V58L53 59ZM59 60V59H58ZM73 60H74V58H73ZM112 60V59H111ZM110 60V61H111ZM130 60H133V59H130ZM158 60V59H157ZM169 60V59H168ZM174 60V59H173ZM176 60V59H175ZM190 61L192 60V59H189ZM239 60H240V58H239ZM238 60V61H239ZM249 60V59H248ZM27 61V60H26ZM31 61V60H30ZM36 61V60H35ZM41 61V60H40ZM52 61V60H51ZM60 61V60H59ZM63 61H64V59H63ZM99 62H100V60H98ZM119 61V60H118ZM155 61V60H154ZM161 61V60H160ZM163 61V60H162ZM194 59H193V62L192 63H194ZM216 61V60H215ZM237 61V62H238ZM32 62V61H31ZM37 62H39V61H37ZM58 62V61H57ZM56 62V63H57ZM80 62H82V60H80ZM83 62H85V61H83ZM82 62V63H83ZM112 62H115V59H114V61L112 60ZM134 62H135V60H134ZM153 62V61H152ZM169 62V61H168ZM178 62V61H177ZM205 62V61H204ZM209 62V61H208ZM217 62V61H216ZM220 62V61H219ZM218 62V63H219ZM241 62H243V61H241ZM244 62H245V57H244ZM249 62V61H248ZM51 63V62H50ZM54 64L55 66L58 64ZM60 63V62H59ZM78 63V62H77ZM89 63H90V61H89ZM92 63V62H91ZM94 63H97V60L94 62ZM93 63V64H94ZM107 63V62H106ZM106 63H103L102 62V64H105L106 65ZM111 63V62H110ZM120 63V62H119ZM130 63V62H129ZM132 63V62H131ZM154 63H156V62H154ZM170 64H171V62H169ZM175 63H176V61H175ZM174 63V64H175ZM196 63V62H195ZM199 63H202V62H199ZM213 63V62H212ZM37 64H39L40 65V62L39 63H37ZM41 64H43V63H41ZM84 64V63H83ZM114 64V63H113ZM113 64H110V65H113ZM142 64V63H141ZM140 64V65H141ZM161 64V63H160ZM216 64V63H215ZM220 64V63H219ZM239 64H240V61H239ZM238 64V65H239ZM50 65V64H49ZM64 65V64H63ZM71 64H69L68 66H70ZM80 64L78 63L77 64V66H79ZM94 65H96V64H94ZM98 65H99V63H98ZM109 65V66H110ZM120 65V64H119ZM127 65V64H126ZM139 65V66H140ZM155 65V64H154ZM184 65V64H183ZM186 65V64H185ZM197 65H199V64H197ZM201 65V64H200ZM210 65H212V64H210ZM216 65H218V64H216ZM215 65V66H216ZM243 65V64H242ZM46 66V65H45ZM54 66V68H56ZM58 66L60 67V64H58ZM83 66V65H82ZM81 66V68H82V70H83V67H85V66H83L82 67ZM129 66V65H128ZM149 66V65H148ZM168 66V65H167ZM171 66V65H170ZM175 66V65H174ZM177 66V65H176ZM194 66V65H193ZM219 66V65H218ZM247 66V65H246ZM40 67V66H39ZM49 67V66H48ZM51 67H53V66H50V68ZM100 67H102V65H101V62H100ZM122 67V66H121ZM162 67V66H161ZM169 67V66H168ZM173 67V66H172ZM191 67V66H190ZM212 67H214V66H212ZM212 67H210V68H212ZM217 67V66H216ZM248 67V66H247ZM38 68V67H37ZM42 68V67H41ZM43 68H47V66L46 67H43ZM42 68V69H43ZM53 68V69H54ZM66 68V67H65ZM71 68V67H70ZM80 68V67H79ZM85 68H87L88 69V67H85ZM85 68H84V70H85ZM109 68V67H108ZM114 68H115V66H114ZM129 68H131V67H129ZM141 69H143L142 67H140ZM159 68V67H158ZM175 68V67H174ZM196 68V67H195ZM210 68H208V70H210ZM220 68H222V66L221 67H219V68H217V69H219V70H221ZM238 68V67H237ZM249 68V67H248ZM48 69V68H47ZM60 69H61V67H60ZM121 69V68H120ZM150 69V68H149ZM200 69V68H199ZM213 69V68H212ZM216 69V68H215ZM215 69H213V70H215ZM45 70V69H44ZM43 70V71H44ZM66 70V69H65ZM72 70V69H71ZM112 70H113V68H112ZM110 71L109 70V72H113L114 73V71ZM118 70V69H117ZM174 70V69H173ZM186 71H187V69H185ZM212 70V71H213ZM244 70V69H243ZM246 70V69H245ZM69 71V70H68ZM77 71V70H76ZM132 71V70H131ZM130 71V72H131ZM148 71V70H147ZM176 71V70H175ZM175 71H172L173 73L175 72ZM202 71H204V70H202ZM218 70H216L215 72H217ZM15 72V71H14ZM34 72V71H33ZM38 72V71H37ZM45 72V71H44ZM52 72V71H51ZM58 72V71H57ZM79 72H83V74L86 72V71H79ZM118 72V71H117ZM127 72V71H126ZM133 73H134V71H132ZM195 72V71H194ZM201 72V71H200ZM220 72V71H219ZM237 72H238V70H237ZM242 72V71H241ZM56 73V72H55ZM72 73V72H71ZM70 73V74H71ZM73 73H74V71H73ZM122 73H123V71H122ZM163 73H164V71H163ZM184 73V72H183ZM212 73V72H211ZM59 74V73H58ZM61 74H62V72H61ZM82 74V75H83ZM124 74V73H123ZM127 74V73H126ZM146 74H147V72H146ZM150 74V73H149ZM210 74V73H209ZM222 74V73H221ZM33 75V74H32ZM80 75V74H79ZM81 75V76H82ZM85 75H87L86 73H85ZM84 75V76H85ZM88 75H90V74H88ZM87 75V76H88ZM112 75V74H111ZM116 75H118V74H116ZM137 75V74H136ZM210 75H212V74H210ZM55 76V75H54ZM62 76H63V74H62ZM66 76V75H65ZM75 76H76V74H75ZM80 76V77H81ZM83 76V77H84ZM91 76V75H90ZM90 76L89 77H87V78H90ZM94 76V75H93ZM113 76V75H112ZM209 76V75H208ZM213 76V75H212ZM61 77V76H60ZM59 77V79H61ZM78 77V76H77ZM82 77V78H83ZM117 78H118V76H116ZM129 77H131V76H129ZM132 77H134V76H132ZM136 77V76H135ZM248 77V76H247ZM72 78V77H71ZM86 78V77H85ZM91 78H92V76H91ZM164 78H166V77H164ZM169 78V77H168ZM56 79V78H55ZM54 79V80H55ZM58 79V78H57ZM63 79V78H62ZM65 79V78H64ZM120 79V78H119ZM131 79H133V78H130V80ZM139 79H141L140 77L138 78V80ZM170 79V78H169ZM212 79H213V77H212ZM74 80V79H73ZM111 80V79H110ZM121 80H122V78H121ZM126 80H127V77H126ZM126 80H124L125 82H126ZM137 80V79H136ZM248 80V79H247ZM56 81V80H55ZM61 81H64V80H61ZM65 81H66V79H65ZM82 81V80H81ZM90 81V80H89ZM111 81H113V80H111ZM118 82H119V84H120V82L121 81H119V80H117ZM116 81V82H117ZM124 81H122V82H124ZM128 82H127V84L129 85V79L127 80ZM135 81V80H134ZM140 81V80H139ZM139 81L138 82H136V83H139ZM143 81V80H142ZM152 81V80H151ZM246 81V80H245ZM57 82H58V80H57ZM73 82V81H72ZM76 82V81H75ZM124 82V83H125ZM141 82V81H140ZM144 82H146V83H148V82H150L149 80H148V82L147 81H144ZM143 82V83H144ZM158 82V81H157ZM248 82V81H247ZM66 83V82H65ZM109 83H111V82H109ZM131 84L133 83V82H130ZM236 83V82H235ZM58 84H59V82H58ZM57 84V85H58ZM72 84V83H71ZM75 84V83H74ZM116 84H118V83H116ZM130 84V85H131ZM140 84V83H139ZM156 84V83H155ZM203 84V83H202ZM214 84V83H213ZM212 84V85H213ZM113 85H114V83H113ZM123 85H125V84H123ZM135 85V84H134ZM138 85V84H137ZM147 85V84H146ZM150 85V84H149ZM72 86V85H71ZM70 86V87H71ZM75 86H77L76 84H75ZM74 86V87H75ZM89 86V85H88ZM96 86H99V85H96ZM101 86V85H100ZM105 86V85H104ZM109 85H107V87H108ZM132 86V85H131ZM153 86V85H152ZM155 86V85H154ZM161 86V85H160ZM175 86V85H174ZM174 86H172L173 88H174ZM62 87V86H61ZM77 87H79V86H77ZM106 87V86H105ZM111 88H112V86H110ZM120 87H121V85H120ZM123 87V86H122ZM125 87H126V85H125ZM124 87V88H125ZM133 87V86H132ZM132 87H130V88H132ZM139 87V86H138ZM141 87V86H140ZM169 87V86H168ZM176 87V86H175ZM80 88V87H79ZM104 88V87H103ZM110 88V89H111ZM158 89H160L159 87H157ZM75 89H76V87H75ZM107 90H108V88H106ZM108 90V92H106L107 94L110 92V91H112V89L114 90V88H112L111 90ZM117 89V88H116ZM126 90L127 89H129L128 87L127 88H125ZM135 89V88H134ZM151 89V88H150ZM156 89V88H155ZM165 89V88H164ZM179 89V88H178ZM5 90V89H4ZM78 90V89H77ZM80 91H83V89L81 90V89H79ZM131 90V89H130ZM154 90V89H153ZM157 90V89H156ZM156 90H154V91H156ZM166 90V89H165ZM164 90V91H165ZM169 90L170 89H168V93H169ZM173 91H174V89H172ZM171 90V91H172ZM179 90H181V89H179ZM248 90V89H247ZM1 92H2V90H0ZM68 91V90H67ZM73 91V90H72ZM96 91V90H95ZM127 91H129V90H127ZM138 90H136V92H137ZM139 91H141V89L139 90ZM145 91V90H144ZM150 91V90H149ZM148 91V92H149ZM175 91H176V89H175ZM174 91V92H175ZM202 91V90H201ZM213 91V90H212ZM5 92V91H4ZM79 92V91H78ZM99 92V91H98ZM97 92V93H98ZM114 93H115V91H113ZM117 92H119V90L117 89ZM121 93H122V95H124L123 93H125V92H122V91H120ZM135 92V91H134ZM153 92V91H152ZM157 92V91H156ZM177 92V91H176ZM179 92V91H178ZM73 93V92H72ZM79 93H81V92H79ZM78 93V94H79ZM83 93V92H82ZM88 93H89V90H88ZM130 93V96H131V94H132V92L130 91L129 92ZM129 93H127V94H129ZM147 93V92H146ZM161 93V92H160ZM166 93V92H165ZM183 93V92H182ZM205 93V92H204ZM212 93V92H211ZM210 93V94H211ZM2 94H5V93H2ZM76 94H77V92H76ZM76 94L74 93V95L76 96ZM77 94V95H78ZM99 94H100V92H99ZM106 94V95H107ZM164 94V93H163ZM243 94V93H242ZM1 95V94H0ZM89 95V94H88ZM104 95H105V93H104ZM121 95V96H122ZM159 95H161V94H159ZM165 95V94H164ZM163 95V96H164ZM176 96H177V93L175 94ZM174 95V96H175ZM184 95V94H183ZM191 95V94H190ZM78 96H80V94L78 95ZM77 96V97H78ZM95 96V95H94ZM116 96H118V93L116 94ZM125 96H126V94H125ZM124 96V97H125ZM129 96V97H130ZM150 96V95H149ZM157 96V95H156ZM173 96V97H174ZM178 96H179V94H178ZM177 96V97H178ZM182 96V95H181ZM184 96H186V95H184ZM203 96V95H202ZM210 96V95H209ZM212 96V95H211ZM238 96V95H237ZM73 97V96H72ZM81 97V96H80ZM102 98H103V96H101ZM170 97V96H169ZM168 97V98H169ZM191 97V96H190ZM90 98H92V97H90ZM117 98H122L123 99V97H117ZM131 98V97H130ZM163 98V97H162ZM162 98H161V100H162ZM174 98H176V97H174ZM180 98V97H179ZM179 98H178V100H179ZM199 98V97H198ZM11 99V98H10ZM12 99H14V98H12ZM83 99V98H82ZM94 99V98H93ZM104 99H105V97H104ZM127 99V98H126ZM146 99V98H145ZM149 99V98H148ZM182 99H183V101H184V97H182ZM205 99V98H204ZM213 99V98H212ZM211 99V100H212ZM7 100V99H6ZM134 100V99H133ZM157 100H158V98H157ZM156 100V101H157ZM160 100V101H161ZM167 100H171L170 98L169 99H167ZM180 100H181V98H180ZM180 100H179V102H180ZM10 101V100H9ZM12 101H14V100H12ZM86 101V100H85ZM84 101V102H85ZM130 101V100H129ZM135 101V100H134ZM143 101V100H142ZM159 100H158V102H160ZM173 101V100H172ZM177 101V100H176ZM175 101V102H176ZM182 101V100H181ZM183 101L181 102L182 103V107L181 108H183ZM201 101V100H200ZM239 101V100H238ZM237 101V102H238ZM81 102V101H80ZM88 102H89V100H88ZM139 102H141V101H139ZM145 102H147V101H145ZM162 102V101H161ZM160 102V103H161ZM166 102V101H165ZM189 102V101H188ZM255 102V101H254ZM14 103V102H13ZM163 103V102H162ZM180 103V104H181ZM206 103V102H205ZM204 103V104H205ZM239 103H240V101H239ZM249 103V102H248ZM2 103L0 102V108H1V105ZM7 103H5V105H6ZM58 104V103H57ZM90 104V103H89ZM88 104V106H90ZM135 104V103H134ZM140 104V103H139ZM147 104V103H146ZM157 104V103H156ZM169 104V103H168ZM189 104V103H188ZM192 104V103H191ZM208 104V103H207ZM9 105V104H8ZM68 105V104H67ZM111 104H109V106H106L107 108L106 109H108V108H110L111 106H110ZM125 105L127 106V109H128V106L129 107H132V103L131 104H128L127 102H125ZM164 105V104H163ZM171 105V104H170ZM185 105H187V104H185ZM197 105V104H196ZM201 105V104H200ZM14 106V105H13ZM21 106V105H20ZM70 106V105H69ZM119 106V105H118ZM161 106H162V104H161ZM169 106V105H168ZM181 106V105H180ZM179 106V107H180ZM190 105H187V107H189ZM192 106V105H191ZM250 106V105H249ZM5 107V106H4ZM8 107V106H7ZM10 107H12V106H10ZM57 107V106H56ZM163 107V106H162ZM185 107V106H184ZM6 108V107H5ZM9 108V107H8ZM7 108V109H8ZM19 108H22L23 109V107L21 106V107H19ZM69 108H71V107H69ZM136 109H137V106L135 107ZM139 108V107H138ZM165 108V107H164ZM169 108V107H168ZM173 108H175V107H173ZM172 108V109H173ZM2 109V108H1ZM4 109V108H3ZM105 109V108H104ZM105 109V110H106ZM134 109V108H133ZM176 109V108H175ZM185 109V108H184ZM9 110V109H8ZM11 110V109H10ZM23 110H25V109H23ZM56 109H54V111H55ZM78 110H80V108H78ZM129 110V109H128ZM167 110V109H166ZM168 110H170V109H168ZM19 111V110H18ZM18 111L16 112L15 111V109L14 110H12V111H10V112H8V113H6L2 118H0V136H3V137H6V139H7V142L10 144L11 142H13V143H15L16 141H17V143H18V141H19V138L16 136V133L18 134L19 132L22 134L23 133V130L24 129H26V127L24 128V126L29 122V120H28V117H25V115L27 116V114H26V112L25 111H22L21 110V112L19 111V113H18ZM53 111V112H54ZM62 111V110H61ZM72 111V110H71ZM70 111V112H71ZM82 111V110H81ZM102 111V110H101ZM133 111V110H132ZM175 111V110H174ZM7 112V111H6ZM29 112V111H28ZM65 112V111H64ZM84 112V111H83ZM139 112V111H138ZM142 112V111H141ZM248 112V111H247ZM72 113H74L73 115H75V111H72ZM72 113H70V114H72ZM134 113H135V111H134ZM169 113H171V112H169ZM250 113H251V111H250ZM14 114H17V116H18V120L17 119H15V117H14ZM66 114V113H65ZM69 114V113H68ZM77 114V113H76ZM83 114V113H82ZM85 114V113H84ZM80 115V114H79ZM173 115V114H172ZM198 115V114H197ZM249 115V114H248ZM57 116V115H56ZM63 116H64V114H63ZM175 116H177L176 115V113H175ZM250 116V115H249ZM61 117V116H60ZM69 117V116H68ZM67 117V118H68ZM74 117H76V116H74ZM73 117V118H74ZM81 117H83L82 115H81ZM140 117V116H139ZM138 117V118H139ZM161 117V116H160ZM194 117H196L195 115H193V118ZM198 117H200V116H198ZM198 117H196L197 119H198ZM204 117V116H203ZM251 117V116H250ZM70 118V117H69ZM68 118V119H69ZM72 118V117H71ZM71 118L69 119V120H71ZM78 118V117H77ZM245 118H246V116H245ZM52 119V118H51ZM51 119H48L49 121L51 120ZM61 120L63 119V117H61L60 118ZM66 119V118H65ZM68 119H67V121H68ZM154 119V118H153ZM181 119V118H180ZM249 119V118H248ZM252 119V118H251ZM37 120V119H36ZM156 119H154V121H155ZM199 120V119H198ZM245 120V119H244ZM76 121V120H75ZM75 121H72V122H75ZM87 121H88V119H87ZM153 121V122H154ZM181 121V120H180ZM50 122H52V120L50 121ZM58 122V121H57ZM57 122H55L56 124H57ZM61 122V121H60ZM70 122V121H69ZM71 122V123H72ZM77 122V124H79L80 122L79 121H76ZM79 122V123H78ZM152 122V121H151ZM153 122L151 123V124H153ZM159 122V121H158ZM164 122V121H163ZM183 122V121H182ZM34 123V122H33ZM64 123H66V121L64 122ZM155 123V122H154ZM157 123V122H156ZM198 123H200V122H198ZM35 124V123H34ZM34 124L32 125V126H34ZM42 124H43V122H42ZM76 124V125H77ZM83 124V123H82ZM182 124V123H181ZM61 125V124H60ZM73 125H75V123L73 124ZM80 125V124H79ZM88 124H86V126H87ZM159 125H160V123H159ZM161 125H163V124H161ZM190 125V124H189ZM206 125V124H205ZM31 126V127H32ZM41 126V125H40ZM80 126H83V125H80ZM85 126V125H84ZM85 126V127H86ZM89 126V125H88ZM87 126V127H88ZM197 126V129H198V132L200 131L199 129V126L198 125H196ZM196 126H194L193 125V127H196ZM4 127V128H3ZM85 127H82L83 129H85ZM86 127V128H87ZM150 128H151V126H149ZM189 127V126H188ZM187 127V128H188ZM192 126L190 127V129H192L193 128ZM201 127H203L202 125H201ZM61 128V127H60ZM65 128V127H64ZM76 128V127H75ZM78 129V131L80 130L79 129V127H77ZM159 128V127H158ZM160 128H161V126H160ZM34 129V128H33ZM83 129H81L80 131H83ZM189 129V128H188ZM196 129V130H197ZM202 129V128H201ZM205 129V128H204ZM207 129V128H206ZM52 130V129H51ZM64 130V129H63ZM62 130V131H63ZM71 130V129H70ZM69 130V131H70ZM76 130V129H75ZM148 130V129H147ZM156 129H154V131H155ZM195 130V131H196ZM29 131V130H28ZM69 131H67V132H65V133H67V135L69 134L68 132ZM72 131V130H71ZM89 131V130H88ZM153 131V132H154ZM156 131H158V130H156ZM202 131V130H201ZM208 131V130H207ZM32 132V131H31ZM30 132V133H31ZM73 132V131H72ZM86 132V131H85ZM160 132V131H159ZM38 133V132H37ZM55 133V132H54ZM77 133V132H76ZM82 133H84V132H82ZM82 133L81 132H79V133H77L78 134V137H76V138H74L73 140H72V143H71V145H72V149H73V151L74 150H76V148H82L83 146H85V148L88 150V151H90V152H96V147L95 146H97V145H93V143H92V145L94 146V148L93 147H89L88 145H85V144H88L87 142L89 141L88 139H89V137H88V141L87 142H84L85 144H83V142H82V139L84 138H82V139H80L82 136ZM87 133V132H86ZM155 133V132H154ZM206 133V132H205ZM50 134V133H49ZM64 134V133H63ZM151 133H148V136H150V138L151 137H153V135H150ZM155 134H157V132L155 133ZM201 134V133H200ZM30 135H32V134H29V136ZM39 135V134H38ZM75 135V134H74ZM84 135V134H83ZM59 136V135H58ZM85 136V135H84ZM98 136V135H97ZM155 136H157V135H155ZM159 136V135H158ZM160 136H161V134H160ZM160 136H159V138H160ZM38 137V136H37ZM67 137V136H66ZM68 137H69V135H68ZM95 137V136H94ZM244 137V136H243ZM31 138V137H30ZM33 138V137H32ZM87 138V137H86ZM91 138V137H90ZM2 139V138H1ZM77 139H80V140H77ZM98 139V138H97ZM202 139H204V138H202ZM244 139H245V137H244ZM33 140V139H32ZM69 140H70V138H69ZM92 140V139H91ZM99 140V139H98ZM137 140V139H136ZM37 141V140H36ZM85 141V140H84ZM137 141H139V140H137ZM1 142V141H0ZM31 142V141H30ZM63 142H64V140H63ZM66 142V141H65ZM68 142V141H67ZM92 142V141H91ZM136 142V141H135ZM141 142V141H140ZM20 143H21V141H20ZM34 143V142H33ZM103 143H106V142H103ZM16 144V143H15ZM96 144H99V142H97ZM107 144V143H106ZM202 144V143H201ZM31 145V144H30ZM6 146V145H5ZM14 146V145H13ZM15 146H17V145H15ZM36 146V145H35ZM49 146V145H48ZM106 146H108V145H106ZM8 147V146H7ZM10 147V146H9ZM19 147V146H18ZM40 147V146H39ZM46 147V146H45ZM66 147V146H65ZM64 147V148H65ZM98 147V146H97ZM155 147H156V145H155ZM158 147V146H157ZM38 148V147H37ZM53 149H48V152H49V150H50V152H49V155H45V157L46 158H48V159H51V162H52V164H55V163H59L60 164V162L61 161H59L61 158H64L63 157V155H64V153H61V154H59L57 157H55L58 153H60V149L58 150L59 152L57 153L55 150V147H52ZM68 148V147H67ZM99 148V147H98ZM11 149V148H10ZM36 149V148H35ZM44 149V148H43ZM47 149V148H46ZM55 149V150H54ZM71 149V150H72ZM214 149V148H213ZM216 149H218V148H216ZM220 149V148H219ZM37 150H39V149H37ZM41 150V149H40ZM100 150V149H99ZM206 150H208V149H206ZM221 150H224V149H222V147H221ZM25 151V150H24ZM31 151V150H30ZM61 151H62V149H61ZM77 151V150H76ZM219 151V150H218ZM16 152H17V150H16ZM46 152V151H45ZM63 152V151H62ZM78 152V151H77ZM207 152V151H206ZM216 152V151H215ZM225 152V151H224ZM230 152V151H229ZM13 153H15V152H13ZM18 153V152H17ZM21 153V152H20ZM26 153V152H25ZM41 153V152H40ZM67 153V152H66ZM66 153H65V155H66ZM74 153V152H73ZM213 153V152H212ZM246 153V152H245ZM37 154V153H36ZM42 154V153H41ZM44 154V153H43ZM55 154V155H54ZM234 154V153H233ZM232 154V155H233ZM16 155V154H15ZM18 155V154H17ZM23 155H25V154H23ZM64 155V156H65ZM76 155V154H75ZM226 155V154H225ZM232 155L230 156V157H232ZM237 155V154H236ZM236 155H234V156H236ZM3 156V155H2ZM9 156V155H8ZM11 156V155H10ZM20 156V155H19ZM219 156V155H218ZM228 156V155H227ZM12 157H15V156H12ZM23 157V156H22ZM41 156H32V158H28L30 161H31V163L34 161V159L41 165V167H42V173H43V169L45 168L44 166H43V164H44V162L42 161V159L40 158ZM189 157V156H188ZM226 157V156H225ZM9 158V157H8ZM20 158V157H19ZM52 158H55V163H53V161H52ZM57 158L59 159V160H57ZM217 158V157H216ZM214 159V160H216L215 162H214V160H213V162L216 164L217 163V159ZM236 158V157H235ZM240 158V157H239ZM246 158V157H245ZM17 159V158H16ZM48 159H47V162H48ZM211 159H213L212 157H211ZM222 159H224L223 157H222ZM226 159V158H225ZM8 160V159H7ZM27 160V159H26ZM123 160V159H122ZM195 160V159H194ZM15 161L17 162V160H14V164H15ZM50 161V160H49ZM219 161H222V160H219ZM65 162V161H64ZM223 162V161H222ZM225 162H228V161H226L225 160ZM30 163V162H29ZM49 163V162H48ZM224 163V162H223ZM229 163H231V162H229ZM170 164V163H169ZM218 164V163H217ZM220 164V163H219ZM218 164V165H219ZM222 164V163H221ZM61 165V164H60ZM19 166V165H18ZM77 166V165H76ZM227 166H228V164H227ZM237 166V165H236ZM214 167V166H213ZM219 167V166H218ZM225 167H226V163H225ZM209 168H211V167H209ZM231 168H235L234 166L233 167H230L229 169H231ZM257 168V167H256ZM11 169V168H10ZM47 169V168H46ZM180 169V168H179ZM208 169V168H207ZM220 169H221V167L220 168H218V170L219 171H217L216 169H212L213 171H212V173H218V172H220ZM23 170V169H22ZM50 170H51V168H50ZM55 170V169H54ZM183 170V169H182ZM25 171V170H24ZM208 171H210V169L208 170ZM228 171V169H226V170H224V171H222V173H225V172H227ZM230 171V170H229ZM171 172V171H170ZM251 172V175H252V180L255 178V181H256V183H257V185L261 188V189H263L262 187H263V183L262 182H260L259 181V174L257 175V176H255V171L254 172H252V171H250ZM182 173V172H181ZM183 173H185V172H183ZM182 173V174H183ZM191 173V172H190ZM18 174V173H17ZM46 174V173H45ZM91 174V173H90ZM227 174V173H226ZM39 175V174H38ZM47 175V174H46ZM186 175H188V174H186ZM20 176V175H19ZM23 176V175H22ZM21 176V177H22ZM44 176V175H43ZM259 176V177H258ZM228 179H231V181H233V183H235V179L234 178H236L237 176H235L233 173H229L228 172ZM23 178V177H22ZM22 178H20L19 179V183H18V181H16L17 183V186L19 185V187H20V185L21 184H23V185H26V184H24L23 183V180H22ZM190 178V177H189ZM16 179V178H15ZM43 179V178H42ZM240 179V178H239ZM26 180V179H25ZM28 180V179H27ZM26 180V181H27ZM37 180H39V179H37ZM44 180V179H43ZM76 180V179H75ZM93 180V179H92ZM237 180H238V178H237ZM29 181H30V179H29ZM28 181V182H29ZM31 181H33V180H31ZM225 181V180H224ZM230 181V182H231ZM243 181H244V185H245V187L247 188V181H246V179H245V176H244V174H243ZM263 181V180H262ZM97 182V181H96ZM217 182V181H216ZM215 182V183H216ZM221 182V181H220ZM227 182V181H226ZM226 182H225V184H226ZM239 182V181H238ZM237 182V183H238ZM241 182V181H240ZM30 183V182H29ZM28 183V184H29ZM35 183V182H34ZM33 183V184H34ZM123 183V182H122ZM172 183H174V182H172ZM32 184V183H31ZM130 184V183H129ZM203 184H206V183H203ZM216 184H218V183H216ZM230 184V183H229ZM239 184V183H238ZM242 184V183H241ZM35 185V184H34ZM34 185H30L31 187L32 186H34ZM38 185V184H37ZM36 185V186H37ZM188 185H189V183H188ZM223 185V184H222ZM231 185V184H230ZM233 185V184H232ZM52 186V185H51ZM219 186V185H218ZM224 186V185H223ZM227 186V185H226ZM229 186V185H228ZM238 186V185H237ZM236 185H235V187H237ZM243 186V185H242ZM22 187V186H21ZM25 187V186H24ZM23 187V188H24ZM38 187H39V185H38ZM42 187V186H41ZM82 187H84V185H80V183H76V186H75V188H70L69 186H65V187H58V191H60V192H57V193H59L58 195H60V193L61 194H67V195H71L72 197H73V199H81L82 201H83V203L82 204H84V201L86 200V199H84V198H82V194H83V192L82 191H84L83 190V188ZM86 187V186H85ZM85 187H84V189H85ZM113 187V186H112ZM202 187V186H201ZM212 187V186H211ZM220 187V186H219ZM222 187V186H221ZM221 187H220V189L219 190H221ZM230 187V186H229ZM40 188V187H39ZM51 188V187H50ZM189 188H190V191L187 193L188 194V202H191L192 204H195V205H199V204H196V200L194 201V199H192L191 198V196L192 195H194L195 193H192V192H195L192 188H191V186L189 185ZM203 188V187H202ZM201 188V189H202ZM210 187H208V189H209ZM214 188V187H213ZM17 189V188H16ZM33 188H31V190H32ZM93 189V188H92ZM128 189H129V187H128ZM187 189V188H186ZM15 190V189H14ZM18 190H19V188H18ZM24 190V189H23ZM27 190V189H26ZM24 190L25 191V200H27V202L29 201L30 203H34V202H36V203H38L39 205H40V203H41V205L42 204H44L45 203V201H49V202H47V204L46 205H48V206H52L53 208L52 209H50V211H47L46 209H44V208H40V209H38V213H40L41 214V219H40V222H39V224H38V226H33L32 224H30V223H27V221H24V224L21 226L23 229H26L27 231H30V230H33L34 231V234H36V233H38L39 231H40V229H42V228H45L46 227V225H47V223H48V217H49V215L51 214V212H53V213H56V212H54L55 211V208H58V206L59 205H61L62 203H61V201L60 200H58V201H60V204L58 203V206L57 205H55V203L57 204V201H56V199H55V203H54V201L52 202L50 199L52 198V196L51 197H49V198H47V195L48 194H45V193H42V192H39V190H37V189H33L32 191L31 190ZM94 190V189H93ZM130 190V189H129ZM215 190V189H214ZM233 190V189H232ZM231 190V191H232ZM238 190V189H237ZM37 191V192H36ZM47 191V190H46ZM54 191H55V188H54ZM208 191H210V190H208ZM217 191V190H216ZM16 192H17V190H16ZM48 192V191H47ZM52 192V191H51ZM85 192H86V190H85ZM87 192H89L90 194L88 195L87 194V198H88V200H89V197L90 198H92V197H95V199H96V197H98V200L99 199H102V194H98V196H97V194H96V192L94 191H91L90 192V190L88 189L87 190ZM120 191H118V193H119ZM125 192V191H124ZM221 192V191H220ZM242 192V191H241ZM241 192H239L240 194H241ZM245 192V191H244ZM15 193V192H14ZM19 193H20V195H21V192H19L18 191V195H19ZM197 193H198V191H197ZM214 193V192H213ZM235 193H236V191H235ZM238 193V194H239ZM17 194V193H16ZM85 194V193H84ZM121 194V193H120ZM123 194V193H122ZM126 194V193H125ZM210 194H211V192H210ZM232 194H234V191H233V193ZM86 195V194H85ZM85 195H83V196H85ZM99 195H101V198H99ZM196 195H200V194H196ZM195 195V199H196V196ZM236 195V194H235ZM17 196V195H16ZM66 196V195H65ZM218 196H219V194H218ZM229 198H227L226 196H223V197H219V198H222V199H225V200H227L228 201V203L229 204H232L231 203V200L233 199V198H235L234 197V195L233 196H231V194H228L227 195ZM242 196V195H241ZM244 196H245V194H244ZM37 197H39L38 199L40 200H37ZM59 197V196H58ZM60 197H63V196H61L60 195ZM119 197V196H118ZM194 197V196H193ZM250 197V196H249ZM249 197H247V198H249ZM36 198V199H35ZM54 198V197H53ZM237 198V197H236ZM245 198V197H244ZM94 199V198H93ZM204 199V200H203ZM202 200L203 201H205L206 199L205 198H203ZM229 199V200H228ZM252 199V198H251ZM70 200V199H69ZM92 200V199H91ZM193 200V201H192ZM202 200H201V198H198V202L199 203H201L202 202ZM238 200H239V198H238ZM245 200V199H244ZM21 201V200H20ZM39 201V202H38ZM67 201V200H66ZM74 201V200H73ZM76 201V200H75ZM87 201V200H86ZM93 201V203H94V200H92ZM99 201H103V200H99ZM161 201V200H160ZM171 201V200H170ZM174 201V200H173ZM23 202V201H22ZM28 202V203H29ZM51 202V203H50ZM65 202V201H64ZM96 202V201H95ZM98 202V201H97ZM178 202V201H177ZM176 202V203H177ZM232 202H234L233 200H232ZM243 202V201H242ZM248 202V201H247ZM253 202V201H252ZM6 203V202H5ZM54 203V204H53ZM75 203H77V202H75ZM102 203V202H101ZM106 203V202H105ZM104 203V201H103V205L105 206H107L108 207V205L107 204H105ZM172 203V202H171ZM170 203V204H171ZM174 203V202H173ZM173 203H172V205H173ZM27 204V203H26ZM99 204V203H98ZM234 204H237V200H236V202H234ZM73 205H74V203H73ZM91 205V204H90ZM99 205H101V204H99ZM156 205V204H155ZM178 205H180V204H178ZM238 205H239V203H238ZM241 205V204H240ZM245 205V204H244ZM31 206V205H30ZM85 207H86V205H84ZM106 206H105V208H106ZM190 206V205H189ZM236 206V205H235ZM2 207V206H1ZM77 206H75V214L74 215H76L77 217H82V215H83V213H85V212H83L82 214L79 212V211H77V208H76ZM179 207H182V206H179ZM198 207V206H197ZM237 207V206H236ZM241 207V206H240ZM248 207V206H247ZM5 208V207H4ZM90 209H91V207H89ZM96 208V207H95ZM162 209H160V205L159 206H155V208H153V210H154V216L153 217H151V215L150 214H147L146 215V218H147V220H146V223H147V226H148V229H147V233L149 234V232H151L152 234H154V236L153 237H156V236H158L159 235V233H160V231H161V234H164V238H166V236L167 237H171L170 239H172V244L171 245H166L165 244V246H169V247H173V244H175L176 246L177 245H179V246H181L182 244H183V242H184V240H183V238L184 237H182L183 235V229L184 228H187V227H185V225H184V222H186V221H184V222H182V221H180V220H177L175 217V214H176V212L175 213H173V215L172 214H170V212L168 211V210H170V209H163L164 207H161ZM170 208H173V207H170ZM178 208V207H177ZM186 208V207H185ZM192 208V211H193V208H194V206L193 207H191ZM195 208H196V206H195ZM255 208V207H254ZM59 209H61V211L62 212H64V210H63V208H59ZM79 209V208H78ZM93 209L94 208H92L91 210H92V212H91V210L89 211V212H91V214L94 212L93 211ZM100 208L98 207V210H99ZM104 209V208H103ZM107 209V208H106ZM105 209V210H106ZM174 209H175V207H174ZM179 209V208H178ZM243 209H244V207H243ZM248 209V208H247ZM0 210H2L1 208H0ZM84 210H85V208H84ZM89 210V209H88ZM95 210V212H96V210L97 209H94ZM97 210V211H98ZM101 210H102V208H101ZM101 210H99V211H101ZM184 210V209H183ZM188 210V209H187ZM191 210V209H190ZM214 210V209H213ZM4 211V210H3ZM59 211V210H58ZM180 211V210H179ZM186 211V210H185ZM197 211V210H196ZM195 211V212H196ZM217 211L218 212H216V213H214V215H218V214H220L221 213V210H220V208L218 207V209H217ZM236 212H238L237 211V209L235 210ZM60 212V211H59ZM241 212V211H240ZM240 212H239V214H240ZM52 213V218H51V215H50V217L49 218H51V219H53V218H55V217H53V216H55L54 214ZM70 213V212H69ZM73 213V212H72ZM81 214V215H79L78 216V214ZM180 213H183L182 212V210H181V212ZM188 213L190 214V212L188 211L187 213H185V214H187L188 215ZM192 213V212H191ZM243 213H244V211H242V215H243ZM28 214V213H27ZM37 214V213H36ZM58 214V213H57ZM60 214H62V213H59L58 215H60ZM65 214V213H64ZM95 214V213H94ZM96 214H97V212H96ZM99 214V213H98ZM97 214V215H98ZM195 214H196V217H195ZM194 214V212H193V214L191 215H189V219H190V221H191V224H192V229H191V225H190V229H191V231H192V234H191V236H193V230L195 231V232H197V231H199V229H201V224L198 226V225H195V222H196V220H199V216H200V214L201 213H195ZM15 215H16V213H15ZM63 215V214H62ZM62 215H60V219H61V216ZM69 215V214H68ZM68 215H67V217H68ZM72 215V214H71ZM244 215H245V213H244ZM2 216V215H1ZM4 216V215H3ZM73 216V215H72ZM75 216V217H76ZM87 216V215H86ZM179 216V215H178ZM183 216H185L186 217V215H184V213H183ZM233 216V215H232ZM261 216H262V218L264 219V211H262L261 212ZM7 217V216H6ZM115 217V216H114ZM188 217V216H187ZM186 217V218H187ZM244 217V216H243ZM3 218H5V217H3ZM22 218V217H21ZM174 218V219H173ZM239 218H240V216H239ZM5 219H7V218H5ZM23 219V218H22ZM58 219V218H57ZM65 219V217L63 218V220ZM99 219V218H98ZM59 220V219H58ZM188 220V219H187ZM238 220H240V221H242L241 219H238ZM3 221V220H2ZM60 221V220H59ZM68 221V220H67ZM214 221V220H213ZM1 222V221H0ZM12 224L10 223V221H9V223L12 225V226H14L15 228L16 227H18V223H16V222H14V220H12ZM28 222H31V221H28ZM65 222V221H64ZM91 222V221H90ZM118 222V221H117ZM243 222V221H242ZM248 222H249V220H246V218H245V220H244V224H248ZM261 222V221H260ZM5 223H7V220H6V222ZM149 223V224H148ZM228 223H230V220H227V221H225V224H228ZM21 224V223H20ZM88 224V223H87ZM263 224H264V220H263ZM48 225H49V223H48ZM10 226V225H9ZM123 226V225H122ZM233 226H235V225H233V224H231L230 223V225H229V227H227L228 229H230V230H232V231H235L233 228ZM2 227H4V226H2ZM6 227H8L7 225H6ZM13 227V228H14ZM25 227V228H24ZM60 227V226H59ZM89 227H90V225H89ZM161 227H162V230H160L161 229ZM184 227V228H183ZM238 229V231L239 232H243V230L244 229H242V228H240V227H238V226H236ZM1 228V227H0ZM47 228H49V227H47ZM177 228H179L180 230L179 231H177ZM183 228V229H182ZM2 229V228H1ZM7 229V228H6ZM17 229V228H16ZM19 229H21L20 227H19ZM154 229H159L158 231L159 232H156V231H154ZM22 230V229H21ZM0 231H2V230H0ZM149 231V232H148ZM245 231V230H244ZM15 232H16V230H15ZM19 232V231H18ZM26 231H24V233H25ZM194 232V234H196ZM214 232H216V233H214ZM239 232H237L236 231V233L235 234H237L238 235V237H237V235H236V238L237 239H239L240 240V244H241V246L239 247V248H237V247H235V245H236V241H234V240H230V241H228L227 240V238H229V236H230V234H229V231L228 230H224V229H221L220 228V226L218 225V224H215V227H214V229L210 232V237H213L214 238V240L217 242V245H218V249H219V251H218V253H219V255L221 256V257H223L225 254H228V255H231V257H230V259L229 260H227L226 261V264H253V260H252V257H251V254H252V256L255 254L256 256H258L260 259H263V257H264V246H263V244H264V233L262 234V241H263V244L261 243V241L255 236L256 235V233H250L251 234V237H249V236H247L248 235V233H244L245 234V240L242 238V235L239 233ZM245 232H247V231H245ZM1 233V232H0ZM8 233H9V231H8ZM21 233V232H20ZM22 233H23V231H22ZM222 237V239H218L219 237L217 236L218 234ZM2 234H4V232L2 231ZM11 234V233H10ZM9 234V235H10ZM40 234H42V233H40ZM151 234V235H152ZM217 234V235H216ZM240 234V235H239ZM243 234V233H242ZM243 234V235H244ZM21 235V234H20ZM37 235H39V233L37 234ZM147 235V234H146ZM252 235H254V237H252ZM11 236V235H10ZM36 236V235H35ZM40 236V235H39ZM190 236V237H191ZM218 238H217V237ZM21 237V236H20ZM38 237V236H37ZM39 238V237H38ZM147 239V238H146ZM170 239H168V240H170ZM196 242L197 243H195L194 244V241L192 240H190V241H187V239H186V244L188 243L189 244V249L192 247V248H194V249H192V251L191 250H188V247H187V245L185 246L186 248H185V250H186V256H187V261L185 262V264H190L191 263V259H194L193 257L195 256V253H194V251H197V249H196V247H201L202 248V252H205V255L207 254V255H211V254H213L214 253V251L212 252V253H209V252H207L209 249L211 250V248L213 247L212 246V243H211V245L210 246H207L208 244V241H211V240H206V239H204V238H197L196 237ZM5 240V239H4ZM25 240V239H24ZM149 240V239H148ZM23 241V240H22ZM151 241V240H150ZM4 242V241H3ZM2 242H1V240H0V244H1ZM8 243V242H7ZM25 243V242H24ZM167 243H169V242H167ZM227 243H229V244H227ZM5 244V243H4ZM3 245V244H2ZM27 245V244H26ZM9 246V245H8ZM30 246V245H29ZM175 246V247H176ZM194 246V247H193ZM226 246V247H225ZM245 246L248 248V250L250 251V253L251 254H249V252H248V250L245 248ZM259 246H260V250H261V253L258 255V249H259ZM6 247V246H5ZM23 247V246H22ZM4 248V247H3ZM19 249H20V247H19ZM24 249V248H23ZM28 249V248H27ZM159 249V248H158ZM21 250H22V248H21ZM25 250V249H24ZM29 250V249H28ZM3 251V250H2ZM67 251V250H66ZM158 250H152L150 247L145 251V253L146 254H149L150 255V253H152V252H157ZM201 251H197V252H201ZM8 252H9V250H8ZM24 252V251H23ZM27 252V251H26ZM34 252V251H33ZM58 252V251H57ZM211 252V251H210ZM13 253H14V251H13ZM60 253L61 254H63V252H58V253H56V255H57V257H54L55 258V260H58V259H60V258H63L64 256L63 255H60ZM173 253V252H172ZM7 254H9V253H7ZM24 254V253H23ZM35 254V253H34ZM65 254V253H64ZM143 254V253H142ZM160 255V254H159ZM25 256V255H24ZM55 256V255H54ZM156 257L153 259V258H149L150 259V261H151V263H156V264H163L164 262H165V258H163V257H161V255L159 256V257H157V255H155ZM9 257H10V254H9ZM30 257V256H29ZM146 257H147V255H145V259H146ZM195 257H197V255L195 256ZM16 258V257H15ZM34 258V257H33ZM253 258H254V256H253ZM18 259V258H17ZM166 259H168V258H166ZM196 259V258H195ZM194 259V260H195ZM199 259V258H198ZM4 260V259H3ZM35 260V259H34ZM255 260V259H254ZM36 261V260H35ZM257 261H258V259H257ZM167 262V261H166ZM168 262H170V261H168ZM200 263H201V261H199ZM16 263V262H15ZM171 263H173L172 261H171ZM7 264V263H6ZM32 264H35L34 263V261L32 262ZM38 264V263H37ZM168 264H170V263H168ZM192 264V263H191ZM255 264H256V262H255Z\"/></svg>",
    "mask_w": 264,
    "mask_h": 264
},
{
    "label": "snow or ice",
    "instance_id": "snow-or-ice-1",
    "mask_svg": "<svg viewBox=\"0 0 264 264\" xmlns=\"http://www.w3.org/2000/svg\"><path fill=\"white\" fill-rule=\"evenodd\" d=\"M227 2V0H225V3ZM142 3H143V5L145 6V8H147L148 7V0H142ZM0 4H3V0H0ZM48 8H50L51 9V16H52V18H53V20L55 21V23H56V30H59L60 29V24H59V21H58V18H57V15H56V11H55V7L51 4V3H48L47 5H46ZM4 7H8V5H4ZM248 7V5L247 4H244V3H241V5H240V7L239 8H234L232 11L233 12H239V11H241L242 9H244V8H247ZM142 15H145V16H147V18H148V21H149V27H151V21H152V13H151V10L149 9L147 12H144V13H142ZM201 15H203V13H201ZM41 16L43 17V13H41ZM50 23L52 22V21H49ZM17 23H20V21H17ZM13 27H15V24H12V23H10L9 25H8V28L9 29H11V28H13ZM237 28H239V25H237ZM21 30H25L24 28H22ZM48 29H45V31H47ZM32 31L33 32H35L36 30L35 29H32ZM225 31H229V29H225ZM28 39V36H25L24 37V39L23 40H20L19 41V43H24L25 42V40H27ZM187 39L188 40H192V37L189 35V36H187ZM13 43V45H15L17 42L16 41H13L12 42ZM141 43V45L143 44V41H141L140 42ZM223 46V41H221V44H220V47H222ZM139 51V49L137 48L135 51H133L132 52V57H133V59H135L136 57H137V52ZM173 52H175V46L173 45ZM48 55L49 56H52L53 55V53H48ZM56 55H59V53H56ZM188 55V53L186 52L185 53V57ZM174 59H175V57H173ZM183 64H184V60H183V58L181 59V61H180V63L177 65V71H176V73H175V76L178 78V77H180V75H181V71H182V69H183ZM213 79H214V81H215V75H213ZM179 85V80H177V86ZM164 88L163 87H161L160 89H158V92H164ZM156 95H157V93L156 92H153L150 96H149V99H155V97H156ZM0 100H5V97L4 96H0ZM253 100H255V96L253 95ZM255 107H256V104L255 103H253L252 105H251V108L253 109V115H254V109H255ZM3 111L2 110H0V118H2L3 117ZM218 127V126H217ZM169 171H171V166H169ZM33 179H35V177H33ZM241 246V244H240V240L238 239L237 240V242H236V245H235V247H237V248H239Z\"/></svg>",
    "mask_w": 264,
    "mask_h": 264
}]
</instances>
